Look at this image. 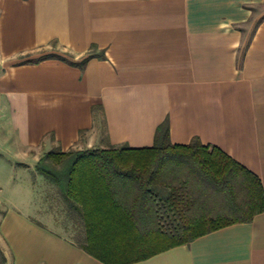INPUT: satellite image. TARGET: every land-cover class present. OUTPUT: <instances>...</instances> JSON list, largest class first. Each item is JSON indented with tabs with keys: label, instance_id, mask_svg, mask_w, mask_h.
Returning a JSON list of instances; mask_svg holds the SVG:
<instances>
[{
	"label": "crops",
	"instance_id": "crops-1",
	"mask_svg": "<svg viewBox=\"0 0 264 264\" xmlns=\"http://www.w3.org/2000/svg\"><path fill=\"white\" fill-rule=\"evenodd\" d=\"M261 6L0 0V179L23 180L34 196L40 187L39 202L22 207L3 198L0 183V264H104L84 249L79 208L80 241L48 209L42 190L52 186L36 166L52 150L150 148L167 120L172 144L198 137L217 146L264 189ZM135 187L117 182L120 200L144 226L150 215L144 199L133 201ZM134 264H264V212Z\"/></svg>",
	"mask_w": 264,
	"mask_h": 264
},
{
	"label": "trees",
	"instance_id": "trees-1",
	"mask_svg": "<svg viewBox=\"0 0 264 264\" xmlns=\"http://www.w3.org/2000/svg\"><path fill=\"white\" fill-rule=\"evenodd\" d=\"M181 159L223 188L231 202L229 212L213 213L188 187L184 174L178 176V185L161 178L168 163L183 164ZM36 170L70 206L79 208L86 230L84 249L104 264H134L223 227L251 222L264 212V189L256 174L198 137L187 145L172 144L167 120L157 128L153 147L49 152ZM121 179L137 184L132 199H144L142 208L150 217L142 223L149 224L139 225L135 207L120 200ZM0 257L4 262L1 252Z\"/></svg>",
	"mask_w": 264,
	"mask_h": 264
},
{
	"label": "rangeland",
	"instance_id": "rangeland-1",
	"mask_svg": "<svg viewBox=\"0 0 264 264\" xmlns=\"http://www.w3.org/2000/svg\"><path fill=\"white\" fill-rule=\"evenodd\" d=\"M264 16V6L258 8V17L256 22L259 21ZM53 153H58V150H52ZM75 152V151H72ZM45 153L43 157L46 155ZM42 157V158H43ZM183 164H177L175 162H170L164 167L163 172L161 173V178L166 182L172 185H178V182L182 181L178 178L182 177L183 180H187L188 187L193 190L194 193L197 194L199 200L204 202V204L211 206V210H214L213 213H222L225 214L229 212L231 207V202L227 198V194L223 191L222 187H218L215 183H213L209 178L204 176L199 170L195 168H188L189 162L186 160ZM50 163V160L47 161V164ZM46 180V179H45ZM7 178L0 179V183L3 184V193L1 194L5 199H11L15 201V203L24 206V203L28 202H39L40 195V187H38L37 191L39 195L30 194V188L27 185L22 184L23 180H17L16 183L10 186H7ZM20 181V182H18ZM34 183H36V178L33 179ZM47 181V180H46ZM49 182V181H48ZM5 183V185H4ZM50 183V182H49ZM52 187L49 188V191H43L44 198L48 202V209L52 211L55 217L58 219L61 224L65 225L69 229L67 233L72 239H77L80 241V235L83 233V223L81 220V215L74 207L70 206L68 202L65 201L63 195L59 191V189L52 183H50ZM221 188V189H219ZM11 189H13L11 191ZM162 187H159L158 193L162 195ZM239 196V195H238ZM143 228V227H142Z\"/></svg>",
	"mask_w": 264,
	"mask_h": 264
}]
</instances>
